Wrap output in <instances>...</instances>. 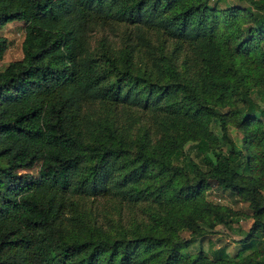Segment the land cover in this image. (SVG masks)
I'll return each mask as SVG.
<instances>
[{
    "label": "trees",
    "instance_id": "16d2710c",
    "mask_svg": "<svg viewBox=\"0 0 264 264\" xmlns=\"http://www.w3.org/2000/svg\"><path fill=\"white\" fill-rule=\"evenodd\" d=\"M13 20L0 264H264V0H0ZM211 183L247 203L232 252L201 245L238 220Z\"/></svg>",
    "mask_w": 264,
    "mask_h": 264
},
{
    "label": "rangeland",
    "instance_id": "374dc122",
    "mask_svg": "<svg viewBox=\"0 0 264 264\" xmlns=\"http://www.w3.org/2000/svg\"><path fill=\"white\" fill-rule=\"evenodd\" d=\"M232 5L235 4H229V6ZM0 35L4 36L8 42L7 48L0 58V68H3L10 60L21 56L20 42L23 35L22 22L20 20L7 22L0 27ZM229 132L238 142L241 135L240 131L232 125L229 128ZM29 171L34 172L35 167L29 169ZM206 197L220 204L226 205L234 212H237L238 220L231 221L229 227L222 224L215 225L213 232L207 236L209 239L205 237L201 239V245L204 248L209 247L210 245L213 247L226 245L227 250L232 252L239 247L237 238L241 236L240 231L246 230L251 221L247 203L237 197L229 195L227 191H222L219 187L215 186L214 183H211L209 188L206 190ZM181 236L187 238L189 233L187 231H183L181 232ZM189 250H195L193 244L189 247Z\"/></svg>",
    "mask_w": 264,
    "mask_h": 264
}]
</instances>
